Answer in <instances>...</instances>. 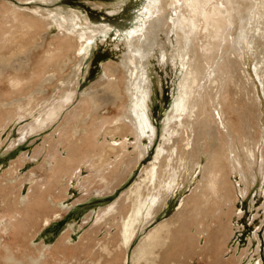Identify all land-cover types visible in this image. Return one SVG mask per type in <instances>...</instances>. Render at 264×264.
Instances as JSON below:
<instances>
[{"label": "bare ground", "instance_id": "obj_1", "mask_svg": "<svg viewBox=\"0 0 264 264\" xmlns=\"http://www.w3.org/2000/svg\"><path fill=\"white\" fill-rule=\"evenodd\" d=\"M138 13L137 21L123 37L120 27L110 23L97 25L79 11L52 13L39 5L25 7L0 0V132L39 111L33 122L20 127V141L26 140L32 133L52 125L67 105L78 100L65 121L48 136L51 145L47 146L41 168L45 176L33 172L20 176L17 169L25 164L24 155L0 175L3 188L0 192L11 188L9 200L12 197L20 209L0 215V236L18 234L22 226L20 219L30 207L46 213L38 222L49 227L61 216L65 191L73 177H80L83 168L94 171L87 180L98 175L106 181L110 173L125 171L126 177L130 166L138 165L146 156L150 146L146 141L154 143L158 135L149 109L153 94L149 74L152 57L162 66L173 65L180 73L171 113L164 123L163 142L157 146L149 165L143 167L144 177L121 196L123 203L117 200L108 205L97 222L110 216L111 211L120 214L121 245L127 250L136 239L140 225L156 216L158 208L167 203L186 174L193 175L203 155L207 161L190 195L173 217L154 226L139 240L132 258L141 255L153 235L176 217L177 235H183L178 234L182 225L200 224L198 234L190 236L188 243L196 244L199 251L206 250L211 242L210 225L230 215L235 201L231 175L238 171L248 180L247 168L251 169L256 162L246 130L249 96L251 92L256 95V85L244 54L249 47L256 56L254 72L263 82L264 0H146ZM112 36L115 47L119 48V41L125 42L122 60L102 66L103 81L112 92L106 104L117 113H101L102 103H97L96 93L91 95V91L82 93L79 100L75 81L72 89L58 93L59 103H49L47 110H41L47 100L41 98L46 87L71 79V73L80 69L90 47L98 39L107 41ZM233 116L238 118V125ZM38 149L40 153L42 148ZM28 180L32 183L23 196L21 189ZM56 184L62 188L46 199ZM127 204H131V209L124 215L123 207ZM73 228L69 224L52 245L15 247L8 261L10 264H24L26 259L31 264L60 262L58 254L64 256L72 247ZM229 229L230 224L226 223L222 231L227 233ZM201 237L206 241L204 247L198 245ZM218 243L220 247L223 244ZM16 254L23 255L18 259L21 263L11 258ZM231 259L236 260L234 256Z\"/></svg>", "mask_w": 264, "mask_h": 264}, {"label": "rangeland", "instance_id": "obj_2", "mask_svg": "<svg viewBox=\"0 0 264 264\" xmlns=\"http://www.w3.org/2000/svg\"><path fill=\"white\" fill-rule=\"evenodd\" d=\"M1 1H12L14 4L25 7H36L39 5L52 13L57 10L63 13L71 10L79 11L83 15L88 16V18L97 25L101 23H110L120 27L124 37L127 35L133 22L137 21L139 9L146 0ZM111 12L115 15L112 16L113 14H111ZM53 32L54 30L51 32V35ZM114 40V36L107 38V41L98 39V43L93 44L92 47H90V51L82 59L83 62L80 69H75V71L71 73V79L59 84L53 83L49 87H46L45 93L41 95V98L44 96L42 99L47 100L41 110H47L51 103H54V105L59 103L60 94L58 93L72 89V82L75 81L74 88L78 87L76 91L78 98H81L84 92L89 93L91 91V95L92 93L94 95L96 93L95 97L98 100L97 103H102L103 106L100 112H106L104 114L111 115L116 114V109L111 107L110 104H106V102H108L107 98L112 92L105 86L102 67L105 64L122 60L125 42L120 44L121 41H119L118 48L115 47ZM250 52L251 50L248 47L244 54V58L248 63L252 78L255 80L256 95H253L251 92L249 96L250 101L246 112L248 129L246 130L251 142L250 145L255 151L256 162L251 169L244 166L247 168L246 173L248 180L247 177L246 180L245 178L243 179L238 171H234L231 175V181L234 184L233 195L235 197L234 204L232 205L233 210L228 217L224 216L222 220H216L210 225V247L208 246L206 250L202 249L199 251L195 247L196 244L192 245L193 243H190L189 245V237H195L198 234L196 231L197 226L200 225L198 223L191 226H189V224L187 226L182 225L178 234L183 235H177L179 219L176 217L174 220L169 221L167 225L161 227L153 235L151 241H148L144 246L141 255L132 258L133 249L138 244L139 240L154 226L173 217L182 201L190 195L191 190L201 178L203 164L207 161L206 155L202 156L201 164H199V168L193 172L192 176H187L186 174L185 177H183V180L180 181L179 186H177L178 189L168 199L167 203L162 206V208H158L159 212L156 216L147 224L144 222L140 225L136 239L127 250L125 246L123 247L121 245V233L119 232L121 229L120 214L111 211L110 216L103 217L102 220H99L101 222H97L99 215L108 205L117 200L121 201L120 204L123 203L121 196L136 180L144 177L143 167L149 165L150 161L153 159L157 146L163 142L164 123L171 113L172 105L177 94L180 73L173 65L169 64L167 66H162L155 57H152V63H149V74L152 79L153 94L149 101V109L151 119L158 127V135L154 143H148V141H146V143L150 145L146 156L138 165L135 166V164H132L130 166L131 168L128 170V175L126 177L125 171L110 173L106 181H102L98 175L87 180L91 174H94V171L83 168L80 177L78 179L73 177L70 181L71 186L69 185L65 191V195L61 201L64 207V209L60 211L61 216H58L49 227H42L38 222L46 213L43 214L42 211L39 212V209H36V207H30L27 212H24L25 214L23 213L20 219L22 226L18 234H13L11 237L3 234L0 236V264H10L8 261V257L10 256L9 253L13 254L14 250L22 248V246H26L30 249L32 244L38 246L43 243L46 245L55 244L58 237L69 228V224L75 226L70 233L72 247L67 250L64 256L61 255L64 253H59L60 262L51 261L52 264H264V77L262 80L263 82H261L256 76L254 64L257 58ZM22 57H25L24 54H22ZM17 58H19V56H17ZM52 86L55 89H53ZM104 91H106V94L103 93ZM18 97L22 98L20 95ZM75 101L76 102H73V104L70 103L65 107L59 119L52 125L46 129L32 133L26 140L22 139L20 141V127L33 122L34 117L39 114V111L35 113V116H28L21 122L15 121L7 129L1 131V141L3 144L0 145V175L5 172V169H9L12 162L16 161L19 156L26 155V162L23 165L21 164V167L19 166L18 174L22 176L33 172L37 176H45V172L41 168L46 159V151L49 149L47 146L51 145V140L48 136L53 134L59 125L65 121L67 114L73 110L78 102V100ZM233 118L236 123L238 118H236V116H233ZM41 125L42 123L40 126ZM236 125L238 124L236 123ZM119 137L121 136L119 135ZM13 141H15L14 145H12ZM36 147L44 149H41L40 153H37L38 148ZM132 149L133 148H131V150ZM61 150H63V148ZM121 169H124V166H121ZM31 183L32 182L29 180L23 183L26 184L23 185L21 189L23 196L28 192V187H30ZM0 187L2 188L1 181ZM60 188H62V185L56 184L52 191L46 196V199L48 196L54 195L56 190L60 191ZM244 189L247 191L243 192ZM1 190H3V188L0 189V191ZM143 192L145 194L148 193L147 189H144ZM9 195H11V188H5L4 192H0V215L7 212L14 213L20 210L17 204L13 203L12 197L9 200ZM181 207L182 212L185 211L184 205ZM127 209H131V204H127L123 207L124 215H126L127 211H130ZM50 213H52V210L47 212V214ZM117 220L119 223L116 222ZM226 223L227 226L228 223L230 224V229L229 232L227 230V233H223L222 228ZM173 233L176 234L172 238ZM201 238L198 245L199 247H204L206 241L204 237ZM218 241L223 243L221 247ZM217 244L218 247L216 246ZM15 247L18 248L15 249ZM216 247L222 252L220 250L217 252ZM8 249L12 251L9 252ZM109 256L111 257L109 258ZM232 256H234L237 261L234 259L229 260ZM13 257L16 262L21 263L18 259L23 257V255L16 254L15 256H11V258ZM23 262L24 264H31L29 259Z\"/></svg>", "mask_w": 264, "mask_h": 264}, {"label": "crops", "instance_id": "obj_3", "mask_svg": "<svg viewBox=\"0 0 264 264\" xmlns=\"http://www.w3.org/2000/svg\"><path fill=\"white\" fill-rule=\"evenodd\" d=\"M28 137H29V136H28ZM65 154H66V153H64V152L62 153L63 156H64ZM24 156L26 157V155H24ZM18 169H19V168H18ZM18 169H17V172H18ZM52 196H54V195H52ZM52 196H49L48 198H50V197H52ZM42 218H43V217H42ZM42 218H41V219H42ZM41 219H40V221H41Z\"/></svg>", "mask_w": 264, "mask_h": 264}]
</instances>
